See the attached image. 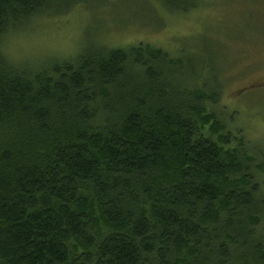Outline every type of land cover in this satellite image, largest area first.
I'll return each mask as SVG.
<instances>
[{"label": "trees", "instance_id": "1", "mask_svg": "<svg viewBox=\"0 0 264 264\" xmlns=\"http://www.w3.org/2000/svg\"><path fill=\"white\" fill-rule=\"evenodd\" d=\"M77 1L0 0V264H264V157L215 113L216 67L143 44L39 69L4 56L8 33Z\"/></svg>", "mask_w": 264, "mask_h": 264}, {"label": "rangeland", "instance_id": "2", "mask_svg": "<svg viewBox=\"0 0 264 264\" xmlns=\"http://www.w3.org/2000/svg\"><path fill=\"white\" fill-rule=\"evenodd\" d=\"M139 44L203 62L207 79L216 67L223 90L215 113L236 141L264 157V0H202L185 15L168 13L156 0H80L31 19L1 47L13 65L39 69L52 60L73 61L91 46ZM259 181L264 196V175ZM257 232L263 239L264 227Z\"/></svg>", "mask_w": 264, "mask_h": 264}]
</instances>
